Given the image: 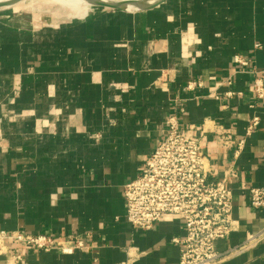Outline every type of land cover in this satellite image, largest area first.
Instances as JSON below:
<instances>
[{
  "label": "crops",
  "instance_id": "crops-1",
  "mask_svg": "<svg viewBox=\"0 0 264 264\" xmlns=\"http://www.w3.org/2000/svg\"><path fill=\"white\" fill-rule=\"evenodd\" d=\"M19 12L0 16V228L84 242L72 254L27 248L25 264H179L184 220L135 228L124 197L175 113L233 191L217 264H264V207L250 200L264 187V97L250 90L264 68V0Z\"/></svg>",
  "mask_w": 264,
  "mask_h": 264
},
{
  "label": "built area",
  "instance_id": "built-area-1",
  "mask_svg": "<svg viewBox=\"0 0 264 264\" xmlns=\"http://www.w3.org/2000/svg\"><path fill=\"white\" fill-rule=\"evenodd\" d=\"M235 62L250 64L242 54L235 56ZM253 72L257 77L250 90L263 98L264 68ZM196 84L203 85L201 81L189 82L187 88ZM258 124L259 117H254L249 130ZM163 132L165 136L147 158L141 174L124 185L126 219L135 228L148 230L164 215H178L186 228L182 239H174L181 245L179 264H217L222 253L216 242L235 229L233 191L226 180L212 179L214 171L205 143L182 128L178 113L167 118ZM250 196L253 207H264V187H252ZM83 246V240L75 236L62 238L0 228V258L5 257L7 264H25L27 248L72 254Z\"/></svg>",
  "mask_w": 264,
  "mask_h": 264
},
{
  "label": "bare ground",
  "instance_id": "bare-ground-1",
  "mask_svg": "<svg viewBox=\"0 0 264 264\" xmlns=\"http://www.w3.org/2000/svg\"><path fill=\"white\" fill-rule=\"evenodd\" d=\"M12 0H0V3H5V2H10ZM24 1L26 0H21L15 4L12 5H7V6H3L1 8H7V7H15L17 5H20L22 3H24ZM38 0H28L27 2H35ZM104 1H124V0H104ZM130 2H133L131 4L127 5V8L130 10H135L136 8H138V4L135 3V1L133 0H129ZM156 0H147V3H153ZM42 2L48 4V5H52L55 3H61L63 5H65V7L67 8V13H68V18H84L87 14H89L93 8L94 5L93 3H91L89 0H42ZM52 15V14H51Z\"/></svg>",
  "mask_w": 264,
  "mask_h": 264
},
{
  "label": "rangeland",
  "instance_id": "rangeland-1",
  "mask_svg": "<svg viewBox=\"0 0 264 264\" xmlns=\"http://www.w3.org/2000/svg\"><path fill=\"white\" fill-rule=\"evenodd\" d=\"M27 1L28 0L24 1V3H22L20 5H17L15 7H10L8 9H0V12H1L0 16L1 17H6V14H8V13L14 16V12L17 13V11L18 12L21 11L19 13H25L26 10H30V9L36 10V8L39 7L41 9L48 10L50 12V14H52V17L55 18L56 20L72 19V18H68L67 8L65 7V5H63L61 3L57 2L55 4L48 5V4L44 3V2H42V0H38V1H35V2H27ZM96 8L97 9L98 8L102 9L103 7L94 6L93 9H96ZM30 14H32V13H30ZM16 15H18V14H16Z\"/></svg>",
  "mask_w": 264,
  "mask_h": 264
},
{
  "label": "water",
  "instance_id": "water-1",
  "mask_svg": "<svg viewBox=\"0 0 264 264\" xmlns=\"http://www.w3.org/2000/svg\"><path fill=\"white\" fill-rule=\"evenodd\" d=\"M19 1L21 0H12L10 2L0 3V8L3 6L15 4ZM89 1L93 3V5L96 7H104V8L119 9V10H130L127 8V5L133 3L130 2L129 0L116 1V2L104 1V0H89ZM133 1H135V3L139 5L138 8L132 10V11H136V10H144V9L152 8L154 6H157L164 0H156L153 3H147V0H133Z\"/></svg>",
  "mask_w": 264,
  "mask_h": 264
}]
</instances>
